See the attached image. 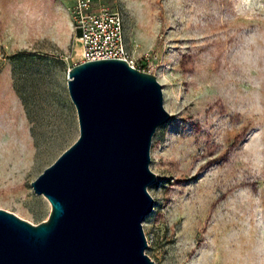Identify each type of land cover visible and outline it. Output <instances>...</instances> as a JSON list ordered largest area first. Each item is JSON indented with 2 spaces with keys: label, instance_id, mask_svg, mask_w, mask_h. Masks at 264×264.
Segmentation results:
<instances>
[{
  "label": "rangeland",
  "instance_id": "1",
  "mask_svg": "<svg viewBox=\"0 0 264 264\" xmlns=\"http://www.w3.org/2000/svg\"><path fill=\"white\" fill-rule=\"evenodd\" d=\"M78 0H0V207L33 223L32 186L80 135L68 71ZM172 114L152 138L144 220L156 264H264V0H93Z\"/></svg>",
  "mask_w": 264,
  "mask_h": 264
},
{
  "label": "water",
  "instance_id": "2",
  "mask_svg": "<svg viewBox=\"0 0 264 264\" xmlns=\"http://www.w3.org/2000/svg\"><path fill=\"white\" fill-rule=\"evenodd\" d=\"M68 87L80 135L32 181L51 213L33 223L0 207V264H156L143 223L155 206L152 138L172 116L163 84L101 58L69 68Z\"/></svg>",
  "mask_w": 264,
  "mask_h": 264
},
{
  "label": "built area",
  "instance_id": "3",
  "mask_svg": "<svg viewBox=\"0 0 264 264\" xmlns=\"http://www.w3.org/2000/svg\"><path fill=\"white\" fill-rule=\"evenodd\" d=\"M92 3L93 0H78L77 3V29L82 31L79 35L82 44L80 62L124 58L132 66L138 67L128 50L122 13L108 8L91 11Z\"/></svg>",
  "mask_w": 264,
  "mask_h": 264
}]
</instances>
